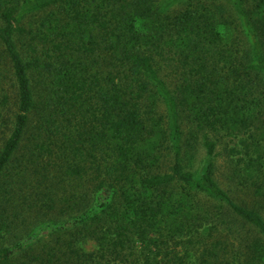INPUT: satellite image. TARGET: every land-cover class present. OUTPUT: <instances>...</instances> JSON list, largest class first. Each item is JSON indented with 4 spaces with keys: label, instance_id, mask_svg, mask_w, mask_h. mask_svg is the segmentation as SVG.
I'll use <instances>...</instances> for the list:
<instances>
[{
    "label": "trees",
    "instance_id": "obj_1",
    "mask_svg": "<svg viewBox=\"0 0 264 264\" xmlns=\"http://www.w3.org/2000/svg\"><path fill=\"white\" fill-rule=\"evenodd\" d=\"M238 134L264 0H0V264H264L263 215L183 162Z\"/></svg>",
    "mask_w": 264,
    "mask_h": 264
},
{
    "label": "rangeland",
    "instance_id": "obj_2",
    "mask_svg": "<svg viewBox=\"0 0 264 264\" xmlns=\"http://www.w3.org/2000/svg\"><path fill=\"white\" fill-rule=\"evenodd\" d=\"M255 138L260 142L256 151L252 143L248 144V134H238L222 136L209 158L199 142L185 148L182 156L185 167L194 173H199L207 160L211 161L218 185L237 203L257 209L264 217V134ZM258 185L262 187L257 188ZM248 228L241 225L243 230Z\"/></svg>",
    "mask_w": 264,
    "mask_h": 264
}]
</instances>
